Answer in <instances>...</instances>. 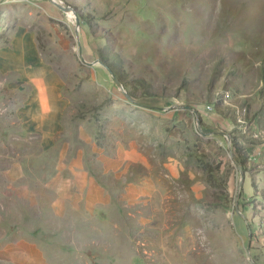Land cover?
<instances>
[{
	"label": "rangeland",
	"instance_id": "obj_1",
	"mask_svg": "<svg viewBox=\"0 0 264 264\" xmlns=\"http://www.w3.org/2000/svg\"><path fill=\"white\" fill-rule=\"evenodd\" d=\"M38 79L61 100L52 146L30 126ZM117 140L173 189L163 226L106 183L97 152ZM78 148L110 201L80 232L48 215L33 234L49 264H264V0H0V169Z\"/></svg>",
	"mask_w": 264,
	"mask_h": 264
},
{
	"label": "crops",
	"instance_id": "obj_2",
	"mask_svg": "<svg viewBox=\"0 0 264 264\" xmlns=\"http://www.w3.org/2000/svg\"><path fill=\"white\" fill-rule=\"evenodd\" d=\"M36 81H38L41 115L44 121L42 120L43 124H30V126L31 129L32 127L40 129L46 142H50L52 146L53 139L60 129L58 123L63 118L59 116L61 108L58 103L61 100L54 99L55 92L47 89L42 79ZM33 107L28 108V111L31 112ZM114 147L110 155H103L105 151L102 149L97 152L99 159L103 160V172L107 175L106 183L111 188L123 185L121 198L126 204L141 206L143 226H163V221L160 219L163 217H160V213L173 204V189H169V185L162 182L161 175L147 164L146 155L140 144L135 143L134 140L128 143L117 140ZM167 164L166 174L175 177L173 170L177 171L180 160L170 159ZM0 177V194L14 201L15 205L13 210H9L8 215H5V208L0 207V264H49L45 247L33 234L35 231L49 232L45 228L52 223L48 215L52 217L58 214L69 217L73 213V216L81 219V222L72 223L70 231L80 232L76 226L85 223V211L88 209L100 213L102 204L110 201L106 190L111 189L103 186L101 179L90 173L86 166L85 155L79 148L72 155L67 152L55 155L45 152L41 156H21L11 168L0 169ZM148 194L153 195L155 209L152 215H143L145 201L152 199V196L148 197L149 199L146 197ZM163 195L169 200L166 206L161 200ZM165 235L166 232L161 233L159 241L168 250L170 247L167 245L170 243H165Z\"/></svg>",
	"mask_w": 264,
	"mask_h": 264
},
{
	"label": "water",
	"instance_id": "obj_3",
	"mask_svg": "<svg viewBox=\"0 0 264 264\" xmlns=\"http://www.w3.org/2000/svg\"><path fill=\"white\" fill-rule=\"evenodd\" d=\"M60 6H62L61 4H59ZM117 80V79H116ZM118 81V80H117ZM119 82V81H118ZM138 103H140L141 105H145V106H148L149 104L145 103V102H141V101H136Z\"/></svg>",
	"mask_w": 264,
	"mask_h": 264
},
{
	"label": "bare ground",
	"instance_id": "obj_4",
	"mask_svg": "<svg viewBox=\"0 0 264 264\" xmlns=\"http://www.w3.org/2000/svg\"><path fill=\"white\" fill-rule=\"evenodd\" d=\"M28 61H29V59H28ZM61 81V80H60Z\"/></svg>",
	"mask_w": 264,
	"mask_h": 264
}]
</instances>
